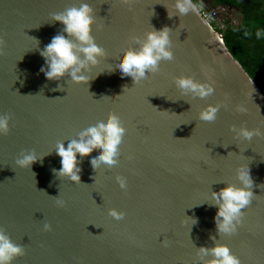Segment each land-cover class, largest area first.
I'll return each instance as SVG.
<instances>
[{
  "label": "water",
  "instance_id": "obj_1",
  "mask_svg": "<svg viewBox=\"0 0 264 264\" xmlns=\"http://www.w3.org/2000/svg\"><path fill=\"white\" fill-rule=\"evenodd\" d=\"M85 2L95 9L93 35L106 54L90 81L76 83L68 76L49 80L40 49L64 27L52 14L79 0H0V114L12 117L10 132L0 135V228L26 249L13 264H196L197 248L214 246L212 236L242 264H264V135L238 140L232 130L264 129V92L224 33L193 0L182 15L175 0ZM164 26L172 30L174 59L137 84L122 77L116 61L123 50ZM181 75L212 83L214 94L182 95L175 82ZM209 103L223 106L215 121H202ZM109 112L127 129L119 163L93 168L85 156L79 183L54 173L61 167L57 144L67 145ZM33 150L42 160L20 167L17 159ZM242 164L250 166L256 197L239 230L220 235L217 208L207 200L226 183H239ZM117 175L127 177L126 189ZM113 207L125 217H111Z\"/></svg>",
  "mask_w": 264,
  "mask_h": 264
},
{
  "label": "clouds",
  "instance_id": "obj_2",
  "mask_svg": "<svg viewBox=\"0 0 264 264\" xmlns=\"http://www.w3.org/2000/svg\"><path fill=\"white\" fill-rule=\"evenodd\" d=\"M198 6V5H197ZM193 7L191 0H175V9L185 14ZM174 15L169 12V16ZM52 20L61 22L64 27L51 41L40 49L41 56L45 59V65L41 71L49 80H59L65 76L76 83H87L93 77L89 75L93 66L100 62V58L106 54V50L100 46L93 35L96 24L95 9L85 0H79L78 5L68 7L63 12L53 13ZM171 28L164 26L161 29L152 28L146 36L136 38L137 46L127 47L124 55L118 58L116 66L122 77H131L135 84L145 79L149 73L160 70L161 61L174 59V51L171 47ZM264 35L257 33L258 38ZM36 41L39 48L40 41ZM3 39L0 38V51H2ZM177 87L182 95H190L192 98H207L214 94L215 87L212 83L197 80L193 76L181 75L175 78ZM222 104L209 103L199 112V119L212 122L217 119ZM241 112L247 109L243 105L237 106ZM9 114H0V135L10 132ZM236 139L251 140L254 136L264 135V129L232 126ZM127 129L121 117L115 112H109L106 116L97 117L89 121L87 126L79 132L76 138L70 139L67 145L60 141L55 150L61 157V167L53 169L60 177H67L71 181L80 182L81 159L89 157L93 168L105 164L109 168L119 163L121 154L120 146ZM93 149H96L93 154ZM47 155V154H45ZM44 155H39L35 150L25 151L17 159L16 163L23 168H31L32 164L42 160ZM239 183H226L219 191H211V199L208 203L217 208L215 223L220 235H231L239 230L243 223L244 209L249 206L256 195L252 188L254 180L249 165H240L237 169ZM122 189L127 188V177H116ZM57 203L63 207L64 200ZM109 215L116 220H121L126 213L113 207ZM198 221L193 218L192 225ZM45 230H52L50 223L45 224ZM214 246H200L197 248L198 260L196 264H242L238 255L224 243L218 242L215 236ZM26 249L16 243L0 228V264H13V261L24 255Z\"/></svg>",
  "mask_w": 264,
  "mask_h": 264
},
{
  "label": "trees",
  "instance_id": "obj_3",
  "mask_svg": "<svg viewBox=\"0 0 264 264\" xmlns=\"http://www.w3.org/2000/svg\"><path fill=\"white\" fill-rule=\"evenodd\" d=\"M202 6L204 0H193ZM211 8H225V27L217 21L212 25L224 33V41L264 92V0H209ZM235 11L238 19L230 15Z\"/></svg>",
  "mask_w": 264,
  "mask_h": 264
},
{
  "label": "built area",
  "instance_id": "obj_4",
  "mask_svg": "<svg viewBox=\"0 0 264 264\" xmlns=\"http://www.w3.org/2000/svg\"><path fill=\"white\" fill-rule=\"evenodd\" d=\"M200 8V11L202 12L203 16L206 18V20L211 24V26L217 30L213 25L212 22L217 21L220 23V26L222 28L225 27V21L220 20L221 10L225 8L224 7H217V8H209L207 6H198ZM218 31V30H217Z\"/></svg>",
  "mask_w": 264,
  "mask_h": 264
},
{
  "label": "rangeland",
  "instance_id": "obj_5",
  "mask_svg": "<svg viewBox=\"0 0 264 264\" xmlns=\"http://www.w3.org/2000/svg\"><path fill=\"white\" fill-rule=\"evenodd\" d=\"M203 4H204V6H207V7L211 8L210 5H209V0H204ZM225 15H227V14L225 13L224 9H222L221 10V15H220V20L224 21L223 19H225ZM230 16L233 19H235V20L238 19V15L235 14V11H233Z\"/></svg>",
  "mask_w": 264,
  "mask_h": 264
}]
</instances>
